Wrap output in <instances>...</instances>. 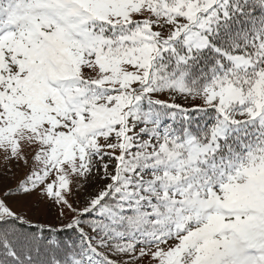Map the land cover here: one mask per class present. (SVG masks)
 <instances>
[{
  "label": "snow or ice",
  "instance_id": "1",
  "mask_svg": "<svg viewBox=\"0 0 264 264\" xmlns=\"http://www.w3.org/2000/svg\"><path fill=\"white\" fill-rule=\"evenodd\" d=\"M0 157V264H264V0H0Z\"/></svg>",
  "mask_w": 264,
  "mask_h": 264
},
{
  "label": "rangeland",
  "instance_id": "2",
  "mask_svg": "<svg viewBox=\"0 0 264 264\" xmlns=\"http://www.w3.org/2000/svg\"><path fill=\"white\" fill-rule=\"evenodd\" d=\"M0 162H2V157H0ZM18 175H23V170H21Z\"/></svg>",
  "mask_w": 264,
  "mask_h": 264
}]
</instances>
